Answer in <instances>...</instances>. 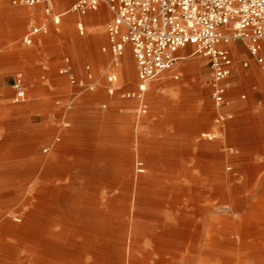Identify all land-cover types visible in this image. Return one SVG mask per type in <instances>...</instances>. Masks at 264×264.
<instances>
[{"label":"rangeland","instance_id":"374dc122","mask_svg":"<svg viewBox=\"0 0 264 264\" xmlns=\"http://www.w3.org/2000/svg\"><path fill=\"white\" fill-rule=\"evenodd\" d=\"M56 1H58L56 10L64 11L76 0ZM75 17V15L68 14L64 19ZM33 19L40 22L43 16L41 13L33 14V10L27 7H15L11 4L10 0H0V106L15 108L14 110L7 111L4 120L5 124H0V147L5 145L15 148L20 144H24L25 142L16 141V139L10 142L3 140L9 135H23L30 140V138L35 136V133H28V130L44 127L48 131L54 130L55 132L53 133L52 139L41 147L42 151L48 149L47 152L42 153L43 157L45 159L54 158V160L62 161L60 165L50 164L49 161H45L42 163L39 171H35L33 174L30 172L33 180L30 182L29 188L26 191L33 194L35 199L38 198L36 195L43 196L45 192L43 189L40 191L37 188L39 183L43 181L49 185L67 184L69 186L68 191L75 193L81 192L83 196L80 199L85 200L81 205V211L77 215L78 218L74 223L88 226L96 224L105 225L106 223L113 222V220H118L120 215L119 212L113 209L111 199L120 198L122 193H127L130 190L129 178L137 180L141 175L159 177L165 174L160 171L163 169H169L171 170L169 174H173L172 171L178 167L177 164L149 166V161L185 163L182 166L186 168H193L194 165H197L200 171L201 169H206L209 172H213L216 164L214 165L212 162L223 160L226 161L225 167H227V171L230 168L232 169L231 172L236 171V175H231L235 178V185L229 184L225 192L230 193L234 186V190L238 188V193H251L250 189L243 191V185L249 181H245L246 178L242 174V168L246 166L244 161H252L255 157L251 154L243 153L237 147L239 144L255 145L264 143V139H257L256 137L258 134L256 122L258 120H264V116L259 117L257 115L251 117L248 119L249 123L242 122L238 125H230L231 119L229 118L223 120L218 114L215 102L210 98L211 91L209 84L211 70L208 59L200 55L188 56L194 51V46H189L180 52L181 55L187 56V58L180 61L181 64L198 63V68L194 71L196 74L190 81L193 87L195 86L198 89V94L195 98L198 101V108L191 109L188 113L189 115L199 116L203 124H209L212 128L204 131L203 134L195 135L194 139L191 140L189 139V134L181 133L179 126H153L148 124L145 121L143 111L140 114L136 111L139 107V102L123 99L121 97V91H117L116 94L112 95V98H102L100 93H88L76 102L71 103L70 101H63L59 97L64 90V84L56 82L53 85L55 92L51 93L46 86L47 81L42 80V84L41 82H33L31 79L27 80L28 71L23 64L24 60L28 57V53H23L21 48L23 47L25 35L30 27L35 24ZM228 48L234 59V67L242 66L245 62L251 63L254 61L246 43L242 41L233 42ZM33 56H37V54H32L31 58ZM123 61V72L121 74L119 73V80L113 85L116 88L120 87L125 90H132L135 88L134 83H137V81H135L136 63L130 50L123 58ZM16 65L23 66L15 71ZM43 67V64L38 63V74L41 75L45 72ZM127 67L132 69V76L128 75ZM114 71L120 72L118 69ZM12 73L18 74L17 78L21 76L26 88V97L23 102H16L15 89L8 88L5 85V80ZM31 74L32 72L29 70V76ZM183 80V77H179L178 80L174 78V81L179 83L183 82ZM166 97L167 99H175L172 91L167 92ZM218 121L222 124L221 126L226 127L225 131L221 129L218 132ZM0 123H2L1 118ZM108 124H118L124 127L125 131L122 142L119 140L107 141L103 137L104 134H101L100 126H108ZM97 126H99V134L94 131ZM118 128L119 133L115 135L121 136V127ZM9 129H15L17 132L10 133ZM245 131L247 132V139L240 140L233 138L243 135ZM98 135L99 138L95 148ZM203 143H211L215 147L200 148ZM59 144H69L70 147L66 150L67 154L56 157L55 152ZM123 152L124 155L122 154ZM11 159H7L8 161L4 160L5 162L0 160V165L9 163ZM123 161L131 162L130 164H123ZM198 161L201 164H194ZM138 162L144 163L145 172H138L137 168L141 167ZM101 165H105L104 168ZM45 168L46 170H44ZM55 170L58 172L56 171L57 173H55ZM45 171L48 176H45V178L44 176L41 177V172ZM241 171L242 173H240ZM194 172L196 175L202 174V172L197 170H194ZM231 176L229 175V177ZM126 177L127 180L125 179ZM55 178L58 181L53 180ZM147 190L149 188L144 186L139 190L143 194L142 198L136 201L135 209L141 211L145 222L157 223L153 217L162 208L163 203L159 201L161 199L160 196L151 194ZM155 190L158 191L159 188L156 187ZM8 191L9 189L3 187L0 189V208L7 207L12 200L14 201L18 197L25 196L24 192L6 196L5 194ZM255 192L257 193L252 201H257L259 199L258 197H261L264 193V187H259ZM212 198L219 200V196L215 194ZM201 201H203L202 198L201 200H193L192 202L194 203H190V207H187V220L184 224H181L182 222H174L171 225L172 233H160L157 236L159 242L179 243L187 246L190 252L189 255L195 258L191 264H201L203 261L204 247L208 243V220L211 217L220 220L222 218L230 219L236 217L230 211L231 205L229 199H222V203L213 212L202 208L203 203ZM169 204L172 205L173 203ZM55 206L67 212L70 210L69 203L65 200L59 204L56 203ZM111 209L114 211L112 212ZM85 212L87 213L85 214ZM81 216L84 217L82 218ZM89 217L94 218L90 219ZM80 241L82 240H79V245H82ZM83 245L87 246V242H84ZM67 248L68 246L65 249ZM63 256L67 258L76 257V252L72 249L70 251L65 250L63 251ZM87 258L88 255L84 256L85 260Z\"/></svg>","mask_w":264,"mask_h":264},{"label":"bare ground","instance_id":"6f19581e","mask_svg":"<svg viewBox=\"0 0 264 264\" xmlns=\"http://www.w3.org/2000/svg\"><path fill=\"white\" fill-rule=\"evenodd\" d=\"M15 148L0 147V160L27 151L26 148ZM218 163L213 172L200 171L193 164V168L179 165L173 174H169L170 170L159 177L129 178L130 190L122 193L120 198L111 199L113 209L119 212L118 220L93 226L74 223L85 200L80 199L81 192L68 191L67 184L49 185L42 180L37 188L45 191L44 197L36 195V199L26 191L33 180L31 174L39 171L42 162L4 163L0 165V189H9L6 196L19 192H24L25 196L0 208V264H191L195 258L189 255L187 246L162 243L157 236L172 233L174 222L184 224L187 207L194 203L193 200L201 198L202 208L211 212L216 211L222 199H229L230 211L236 215L230 219L211 217L208 220V243L201 264H264V193L257 201H252L255 191L264 187V162H248L242 168L243 173L240 172L245 181H249L243 185V191L250 189V194L238 193V188L234 190L233 185L229 194L225 192L229 184L235 183L231 175H236V171L231 172V168L227 171L225 165ZM137 169L140 173L145 172L144 165ZM194 170L202 174L196 175ZM43 176H48L46 171L41 172ZM142 186L161 197L162 208L153 217L157 223L145 222L141 211L135 209L136 201L142 198L143 193L139 191ZM214 194L219 200L212 198ZM64 200L69 203V212L55 206ZM71 249L76 252V257L63 256V251Z\"/></svg>","mask_w":264,"mask_h":264},{"label":"crops","instance_id":"0c3cea01","mask_svg":"<svg viewBox=\"0 0 264 264\" xmlns=\"http://www.w3.org/2000/svg\"><path fill=\"white\" fill-rule=\"evenodd\" d=\"M55 3L57 7L58 1L55 0ZM30 9L33 10V14L41 13L43 16V19L40 22L33 19L35 22L33 25L46 24L49 28V32L47 34L41 33L37 35L34 44L31 46H27L23 42L21 50L23 53H28V57L24 60L23 64L28 71L27 80L31 79L33 82L41 83L42 80L47 81L46 86L51 93L55 92L53 85L56 82L64 84V90L59 97L62 98L63 101H70L71 103L76 102L88 93H100L102 98H112V95L108 94V89L115 87L113 85L114 83L112 81L110 82V76L115 68L112 65V55L106 32V25L111 19L109 10L105 6H102L99 11L91 12L86 16L75 15V18L64 19V17L67 16L65 15L61 24L57 26L45 15L42 6ZM79 26L84 27V33L79 31ZM85 31H87V33H85ZM32 54H37V56L31 58ZM38 63L44 65L43 68L45 72L41 75L38 74L37 71ZM23 65H16L15 71ZM123 65L124 61L122 67L118 68V70H120L118 74L123 72ZM197 68V62L181 64L179 61L174 69L163 73L159 78H156L149 83L143 101L138 99L126 100H136L139 102V107L136 110L139 114L141 113L142 106H145L146 111L143 113L145 115V121L148 124L153 126H179L181 133L189 134V139L192 140L195 135L203 134L204 131H208L212 128L209 124H203L199 116L189 115L188 113L191 109L198 108V101L195 99L198 94V89L195 86L193 87L190 82L191 78L195 76L196 73L194 71H196ZM61 69H67L69 73L60 74ZM29 70L32 72L31 76H29ZM127 73L129 76H132V69L127 67ZM69 75H73L76 80L83 82L84 85L71 84L69 81ZM17 76L18 74L12 73L11 76L5 80V85L8 88H14ZM179 77L184 78L183 82L179 83L174 81V78L178 80ZM135 79V81H137V71ZM134 85L135 90L137 88V83L135 82ZM116 89L118 91L125 90L120 87H117ZM169 91L174 93L175 99H167L166 95ZM102 93L104 94L102 95ZM210 98L212 99L211 93ZM216 107L219 116H221L223 120L225 118L231 119L230 125H238L242 122L249 123L248 119L251 117L257 115L259 117L264 116V64H259L254 60L251 63L247 62V65L235 66L234 71L229 78L226 101L220 106L216 105ZM14 109L15 108L13 107L0 106L1 125L5 124L4 120L7 111ZM256 123L258 126V134L256 137L257 139L263 140L264 120H258ZM221 125L220 121H218V132H220L221 129L224 131L226 129L225 126ZM98 127L99 126H97L94 131L99 134ZM100 127V132L101 134H104V136L100 135L107 141L112 142L114 140H119L122 142L123 133L125 131L123 126L118 124H108V126L102 125ZM118 127H121V136L115 135L119 133ZM9 132L16 133L17 130L9 129ZM29 132L35 133V136L30 138V140L23 135H9L4 138L3 141L5 142H10L15 139L16 141H23L25 143L16 146V148L27 149L25 154L20 153L11 156L12 159L9 157V159H11L9 163L25 162L34 164L37 162L44 163L45 161H49L50 164L60 165L62 161L54 160V158L45 159V157H43L42 153L47 152L48 149H44V151L41 150V147L52 139L55 131H48L44 127H38L28 130V133ZM246 134L247 132L245 131L243 132V135L233 138L245 140L247 139ZM98 138L99 135L96 138L95 148ZM213 146L215 147V145L211 143H203L200 148ZM69 147V144H59L56 148L55 156L60 157L61 155L63 156L64 154H67L66 150ZM237 149L255 157L252 161L243 160L245 163L264 162V143L255 145L239 144ZM122 154L124 155V152ZM130 162L123 161L122 163L130 164ZM216 162H219L217 165H225L226 163V161L223 160H218L212 163L216 164ZM138 164L144 165L141 162H138ZM148 164L149 166L171 164H177L179 166L185 163L149 161ZM197 164H201V162L198 161ZM160 171L165 173L170 170L163 169Z\"/></svg>","mask_w":264,"mask_h":264},{"label":"built area","instance_id":"2783aa9c","mask_svg":"<svg viewBox=\"0 0 264 264\" xmlns=\"http://www.w3.org/2000/svg\"><path fill=\"white\" fill-rule=\"evenodd\" d=\"M15 7L36 8L59 26L65 15L86 16L105 6L111 19L106 32L115 69L122 67L130 50L137 71V88L121 90L124 99L144 100L149 83L187 58L181 51L194 46L188 55H200L209 61L211 97L216 105L226 101L229 78L234 71V59L228 46L233 42L246 43L252 58L264 63V0H76L67 10H56L55 0H10ZM84 33V27L79 26ZM46 24L32 25L24 37L27 46L35 37L47 34ZM247 65V62H245ZM61 69L60 74H68ZM110 80H119L113 71ZM71 84L84 83L69 75ZM15 101L23 102L26 88L19 76L15 83ZM115 87L108 89L116 94ZM141 111L145 112L143 105Z\"/></svg>","mask_w":264,"mask_h":264}]
</instances>
